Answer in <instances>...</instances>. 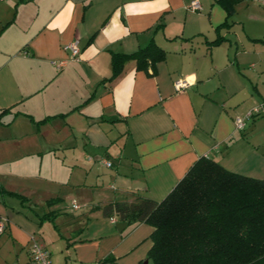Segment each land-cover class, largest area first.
<instances>
[{
  "label": "crops",
  "instance_id": "obj_1",
  "mask_svg": "<svg viewBox=\"0 0 264 264\" xmlns=\"http://www.w3.org/2000/svg\"><path fill=\"white\" fill-rule=\"evenodd\" d=\"M194 1L0 0V264L6 249L26 264L46 222L68 232L66 263L142 264L154 228L119 232L105 206L161 202L201 158L264 180V16H240L243 0L223 27L219 4ZM74 41L78 60L64 49ZM151 43L166 52L155 70L131 60L113 79V54Z\"/></svg>",
  "mask_w": 264,
  "mask_h": 264
},
{
  "label": "trees",
  "instance_id": "obj_2",
  "mask_svg": "<svg viewBox=\"0 0 264 264\" xmlns=\"http://www.w3.org/2000/svg\"><path fill=\"white\" fill-rule=\"evenodd\" d=\"M214 2L226 11L223 27L230 28L243 0ZM165 58L154 43L131 55L113 54V79L131 60L147 71ZM103 215L152 226L148 257L154 264H264V180L228 171L210 158L199 159L161 202L137 197L105 206Z\"/></svg>",
  "mask_w": 264,
  "mask_h": 264
},
{
  "label": "rangeland",
  "instance_id": "obj_3",
  "mask_svg": "<svg viewBox=\"0 0 264 264\" xmlns=\"http://www.w3.org/2000/svg\"><path fill=\"white\" fill-rule=\"evenodd\" d=\"M264 0H246L244 4H242L238 8V14L240 16L248 18L249 16L252 15H263L264 16V5H263ZM77 204L80 206H83L80 202H74L71 204L70 208L66 210V214L70 219H74L75 217L81 216L83 210L81 211H75L73 210V205ZM41 211V210H40ZM103 220L102 218H100ZM88 221L89 220H79L78 225H75L74 227H71L70 231H74L77 229H80L84 227L88 231ZM92 222L90 223V227H93L97 225L95 218L91 220ZM60 225V224H59ZM41 237L43 240V243L46 244L49 247L50 252L52 253V261L53 264H71L69 261L66 263V257H68L67 252H66V242L63 236H67L68 232L66 229L61 225L59 226V229L55 228L54 225L51 222H46L44 224V227L41 231ZM8 251V254L5 255V258L8 260V262L11 264L14 261L12 256H10V250L6 249ZM3 254L1 253L0 256ZM10 256V257H9ZM149 256V255H148ZM146 257L145 260L143 261L142 264H154L152 260L149 259V257Z\"/></svg>",
  "mask_w": 264,
  "mask_h": 264
},
{
  "label": "built area",
  "instance_id": "obj_4",
  "mask_svg": "<svg viewBox=\"0 0 264 264\" xmlns=\"http://www.w3.org/2000/svg\"><path fill=\"white\" fill-rule=\"evenodd\" d=\"M190 10L192 12H198L201 10L200 3L198 0L194 1ZM66 51L71 53V57L73 60H78L81 54V49L79 48V41H74L64 48ZM56 67L61 68L66 64V61H61L58 63H54ZM186 86V82L178 81L176 83V87L178 90L184 88ZM262 107L255 108L245 117H237L235 119V128L237 131H244L247 127L248 122L252 121L256 115H259ZM107 167H112L111 162H104ZM74 210H80L81 206L74 204ZM7 230V221L2 216H0V238L5 234ZM26 264H53L52 255L48 250L47 246L41 242L35 236L31 237L30 246H29V260Z\"/></svg>",
  "mask_w": 264,
  "mask_h": 264
},
{
  "label": "water",
  "instance_id": "obj_5",
  "mask_svg": "<svg viewBox=\"0 0 264 264\" xmlns=\"http://www.w3.org/2000/svg\"><path fill=\"white\" fill-rule=\"evenodd\" d=\"M126 224L125 223H119V224H117V229H118V231L119 232H123V230L126 228Z\"/></svg>",
  "mask_w": 264,
  "mask_h": 264
}]
</instances>
